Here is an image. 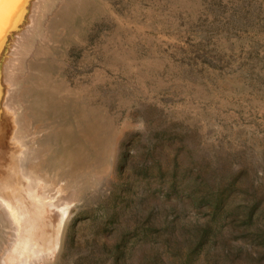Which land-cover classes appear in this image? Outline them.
Instances as JSON below:
<instances>
[{
    "label": "rangeland",
    "instance_id": "374dc122",
    "mask_svg": "<svg viewBox=\"0 0 264 264\" xmlns=\"http://www.w3.org/2000/svg\"><path fill=\"white\" fill-rule=\"evenodd\" d=\"M75 6L26 78L47 60L97 113V161L60 178L80 195L52 264H264V0Z\"/></svg>",
    "mask_w": 264,
    "mask_h": 264
},
{
    "label": "bare ground",
    "instance_id": "6f19581e",
    "mask_svg": "<svg viewBox=\"0 0 264 264\" xmlns=\"http://www.w3.org/2000/svg\"><path fill=\"white\" fill-rule=\"evenodd\" d=\"M78 1L27 0L18 8L5 7L0 43V223L4 232L0 264L55 261L80 195L68 193L60 178H75L77 170L95 164L100 155L97 140L88 136L93 127L87 125L97 113L78 110L77 101L71 106L68 92L56 87L59 80H54L49 61L34 63L33 79L26 84L39 45L44 50L35 56L37 60L45 51L54 53L62 41H70L67 29L76 28L81 15L75 6ZM56 13L57 21L50 24ZM73 115L83 119L69 123Z\"/></svg>",
    "mask_w": 264,
    "mask_h": 264
},
{
    "label": "snow or ice",
    "instance_id": "6c2138e0",
    "mask_svg": "<svg viewBox=\"0 0 264 264\" xmlns=\"http://www.w3.org/2000/svg\"><path fill=\"white\" fill-rule=\"evenodd\" d=\"M27 0H0V43H2L4 39V31H5V20L6 13L5 7L18 8L24 5Z\"/></svg>",
    "mask_w": 264,
    "mask_h": 264
}]
</instances>
